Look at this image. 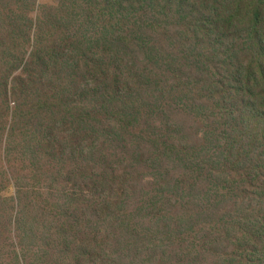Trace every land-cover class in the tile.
Segmentation results:
<instances>
[{"label": "rangeland", "instance_id": "rangeland-1", "mask_svg": "<svg viewBox=\"0 0 264 264\" xmlns=\"http://www.w3.org/2000/svg\"><path fill=\"white\" fill-rule=\"evenodd\" d=\"M262 4L183 0L182 6L165 3L128 15L124 27L119 19L126 11L109 24L108 14L101 18L102 2L0 0V42L15 33L14 13L34 20L49 14L57 30L81 40L88 32L90 51L119 75L105 85L101 67L94 84L98 100L72 98L76 106L69 111L58 108L66 94L60 90L47 96L24 94V67L11 63L12 51L0 55V264H249L255 249L263 259V203L257 213L240 212L235 223L193 216L188 205L193 195L188 190L181 194L189 164L207 162L204 148L222 161L219 140L226 131L217 129L226 116L218 110L225 116L220 121L205 106L221 104L236 113L233 120L242 109L248 110L242 118L264 113V36L252 48L247 34ZM179 11L189 24L175 22ZM135 22L149 24L143 34L141 29L130 32ZM116 28L125 31L126 39L109 45L106 29L113 33ZM234 55V66L222 67ZM237 69L241 89L232 80ZM256 82L260 87L251 100L243 90ZM61 86H70L69 81ZM251 103L256 111L247 108ZM42 106V118L31 125L29 115ZM36 122L46 124L44 137ZM243 122L230 131L231 137L261 135L258 119ZM243 145L258 146L245 140L235 145V155ZM248 163L240 165L243 180L231 185L247 186L243 191L250 198L264 201L258 178L246 175ZM122 180H130L124 196ZM123 197L127 203L121 207ZM249 216L251 224L245 220ZM204 233L208 241L202 252Z\"/></svg>", "mask_w": 264, "mask_h": 264}, {"label": "trees", "instance_id": "trees-1", "mask_svg": "<svg viewBox=\"0 0 264 264\" xmlns=\"http://www.w3.org/2000/svg\"><path fill=\"white\" fill-rule=\"evenodd\" d=\"M72 1L78 2L79 0ZM81 1L88 4L102 2L104 4V8L102 9L101 18L103 15L108 14L110 19H108L107 22L109 24L114 22L118 14L126 11V15L122 16L119 19V23L120 21H124L122 23L124 27L126 17L128 15L136 14L139 10L151 8L152 6L162 8V5L165 3H177L182 6L183 2V0ZM125 2H127L128 6H124ZM178 13L179 14L176 19L177 21L175 22H186L188 19L187 16L183 17L181 11H179ZM218 14L222 15V12H218ZM3 19L4 21L9 22V18L7 15L5 17L3 16ZM12 22L13 24H11V26L16 28L15 33L11 35V37H9L7 41L0 42V55L4 56L9 51H12L14 53V59L11 63L13 64L14 62H19V67H24V71L26 73V77L23 80L24 94H29L30 96H33L34 94L47 96L48 94H54L57 92V90H60L66 94L62 96V104L58 108L60 109L64 106L65 110L71 111L73 110V107L75 108L76 106V100L72 98H80V102L88 99L90 103H94V101L96 102L98 100V98L100 97L99 89H95L94 84L99 83V73L103 72L102 76L104 78L105 85L107 83L110 84V76H113V78L119 76L118 74H116L115 76L111 74V64L106 63V65L104 66L103 59L99 56H96V54L90 51L91 48L88 46L89 43L86 41L91 36L88 32L84 39L81 40L77 35H68V33L60 31L59 28L57 30L56 26L52 25L54 24V19L49 14L46 16L39 15V18L37 20H34L29 15L27 16L20 14V16H18L16 13H14ZM162 23L164 22L162 21ZM140 24L143 25L142 28L140 27ZM187 24H189V22L185 23V25ZM148 25L149 24H146L145 22H135L134 28L131 29L130 32L134 33L136 29H141V32L143 34ZM231 25L234 27L238 26L237 23H232ZM128 26L129 24L127 25V28ZM96 29L101 30V27L99 26ZM123 33H125V31L119 28H116V31H113V33H111L109 29H106V41L109 45L119 43L122 44L126 39V37L122 36ZM247 34L249 40L252 41V48H254V46L256 45V38L258 36H264V4H262L256 10L255 17L252 20V25L248 28ZM236 57L237 56L234 55L230 60L225 61L222 67H224L225 65L226 67H229L230 65L233 67ZM165 61H167V59L163 58L161 62ZM101 67L103 68L102 72L100 71ZM14 71L15 69H11L9 75H12ZM235 72L236 73L232 75V80L235 83L236 88L241 89L242 83L241 74L239 73L240 71L239 69H237ZM64 80L69 81L70 86L62 87L61 84ZM259 87L260 84L256 82L253 86L249 84L248 89H244L243 91L244 93L248 92L250 99L252 100ZM260 96L262 97L260 110H264V92ZM44 107L45 106L37 108L31 115H29L32 116L29 117L31 125L34 124V121L42 118V116L38 114L40 110L44 109ZM197 107L198 105L192 110H195ZM217 108L205 106L206 111L211 112L212 110L213 115L220 121H223L226 116V123L224 125H221V128L217 129L219 131H226L223 137H221L219 140V149L221 151V156H223L222 161H217L215 154H211V149L204 148L203 154L207 156V162H201L195 164V166L194 164L188 163L189 167L186 169L187 175L185 177V180L183 181L184 185H182L183 191L181 192V194H183L185 190H188L193 195V197H191L192 201L188 204L190 207V212L193 216L198 214L199 216L205 215L210 219H212V216H215L216 218L223 217L222 220L229 218L230 221L236 223V221L241 218L240 216H238L240 212H246L247 214H253L254 212L257 213V208H259L262 203L264 205V201L256 202L254 198L249 197L250 193L248 191L246 193L243 191V189L247 186L231 185V182L236 181L238 178L243 180V176H241L242 173H240V165L245 164L247 161H249V170L246 171L248 172L246 174L247 177H257L259 188L264 190V180H262V173L260 172L261 170H264V113H257L258 117L250 114L249 116L242 118L243 116L247 115L248 111L242 109L238 113L240 118H236L235 120H233V114L236 113L232 112L230 109H227L221 104H219ZM247 108L256 111L255 103L247 105ZM218 110L222 114H225V116H221L218 113ZM232 110L237 111V107L233 106ZM70 117L73 116L70 115ZM254 117L258 119L262 126V133L260 136H252L246 133L245 138L242 139L231 137L230 131H233L234 128L238 126L242 127L244 125L243 119H253ZM205 118L207 120H210L208 114L205 115ZM19 121L20 117L18 118L17 122ZM44 121L46 123L48 122V119L46 118ZM36 124L38 125L37 133H41V135L44 137L47 133L46 124L38 122H36ZM249 128L253 130L252 125H250ZM3 129L4 116L3 110H1L0 130L3 131ZM245 129H247V127ZM51 134H53V131ZM249 139L254 140L255 143L258 144V146L252 147L251 145H243L235 155L234 152L237 150L235 145ZM216 164H220L221 168H218ZM129 181L130 180H122V196H124L123 194L126 190V184ZM197 181L202 185H196ZM251 189H255V186H251ZM205 192L206 195L204 197H197L200 193ZM233 195H237L238 198L234 199ZM239 201L241 202V204H239ZM126 203L127 197L121 198V207L124 204L126 205ZM229 206H231V208H228ZM223 207H225V209ZM246 209H248V212L246 211ZM245 220L248 224H251L250 216ZM217 228L219 229L217 230L216 234H219L222 231V228L219 226H217ZM206 241H208V238L207 234L204 233L201 251L206 249L204 245V242ZM193 246L201 247L197 246L196 244H193ZM259 254L261 253L258 249L253 250L252 255L249 256L250 259H247V263L264 264V258H257ZM234 256L236 258L240 257L238 254H235Z\"/></svg>", "mask_w": 264, "mask_h": 264}]
</instances>
